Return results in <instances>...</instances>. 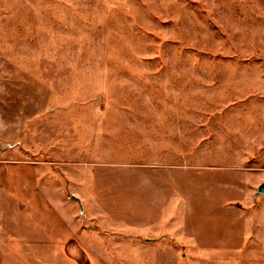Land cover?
<instances>
[{
  "label": "rangeland",
  "instance_id": "374dc122",
  "mask_svg": "<svg viewBox=\"0 0 264 264\" xmlns=\"http://www.w3.org/2000/svg\"><path fill=\"white\" fill-rule=\"evenodd\" d=\"M263 181L264 0H0V188L29 217L21 249L72 232L82 263L95 246L195 264L186 237L209 234L264 264Z\"/></svg>",
  "mask_w": 264,
  "mask_h": 264
},
{
  "label": "crops",
  "instance_id": "0c3cea01",
  "mask_svg": "<svg viewBox=\"0 0 264 264\" xmlns=\"http://www.w3.org/2000/svg\"><path fill=\"white\" fill-rule=\"evenodd\" d=\"M5 192H9L6 187L0 188V264H119L115 258H109L112 256L116 257V253H113L114 251L111 252L110 250L100 247L95 248V246L88 248L85 252L82 251L83 253H81V256H86L84 258L85 263H82L83 258L80 257L78 248L74 249L72 247H66L67 242L65 241H72L77 238L72 232L66 237L55 238L56 241H62L60 243H56L59 246L56 250L55 248L48 249V245H51L52 247V243L48 242H41L42 245L39 243L38 246L42 247V250L40 249L37 252L30 251L25 247V245L23 247L24 249H21L22 246L19 247L20 242H25L27 238H25L26 235L24 231L22 233L21 231L15 230V219H28L29 217L19 216V212L24 213L25 209L16 210L14 203L10 201L11 199L14 200L15 197L13 195H10L9 197V195L4 194ZM23 208H25L24 205ZM14 209L16 210L18 216H15ZM206 237V241L202 243L199 242V240L201 241V238L195 235L189 234L186 237L189 241L188 244L192 246L188 248L191 252L189 255L198 257V259L195 260V264H240V256L244 255V253H240L238 250H230V248L220 250L215 247V244H213L215 242L211 243L208 240L213 239L211 238V235L207 234ZM27 243L30 245L29 242ZM43 248H45V250ZM174 250L175 249L173 248H155L152 255L176 256L177 251L174 253ZM141 252L142 251L140 250L139 254L140 257H142V260H140V263H137V259H134V264H146L144 263L143 253ZM184 254L187 255V253ZM100 256L102 258H98ZM105 256H108V258L106 259ZM34 257L35 260L33 261ZM52 257L54 258V262L47 263V260H51ZM111 260H113L114 263H111ZM149 264L177 263L174 262V259H158L155 263L154 261L153 263L151 261Z\"/></svg>",
  "mask_w": 264,
  "mask_h": 264
},
{
  "label": "water",
  "instance_id": "95a60500",
  "mask_svg": "<svg viewBox=\"0 0 264 264\" xmlns=\"http://www.w3.org/2000/svg\"><path fill=\"white\" fill-rule=\"evenodd\" d=\"M256 193L260 195H264V181L258 186ZM70 200L75 201L79 205L80 211H82L81 202L78 198L71 196Z\"/></svg>",
  "mask_w": 264,
  "mask_h": 264
}]
</instances>
